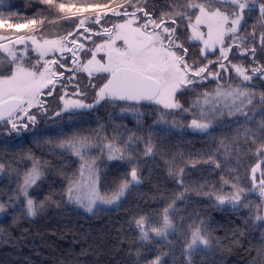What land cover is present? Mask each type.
<instances>
[{
    "label": "trees",
    "instance_id": "16d2710c",
    "mask_svg": "<svg viewBox=\"0 0 264 264\" xmlns=\"http://www.w3.org/2000/svg\"><path fill=\"white\" fill-rule=\"evenodd\" d=\"M55 3L83 8L105 3L116 6L124 0H115V3L113 0H55ZM144 3L145 0H139V6ZM181 3L179 0L174 4L176 11L184 10ZM146 7L153 17L171 13L172 9L171 0H147ZM125 9L133 11L125 4L119 13ZM60 14L56 7L41 0H0V19L7 23L27 26L31 19L43 20L37 25L50 23L37 31L42 37L72 39L83 32L85 38L89 34L93 38L92 41L83 39L87 47L82 50L80 60L71 53L54 58L56 64H52L51 72L63 75L57 78L51 95L47 92L53 85L40 97L47 112L42 113L37 107L31 110L36 114L35 124L12 130L10 125L0 122V164L4 165L0 204L8 209L7 216L0 219V264H151L156 257H160V264H264V221L255 218L258 214L264 215V200L253 188L251 174V168L257 163H261V171L256 179L264 171V153L257 154V148L264 142L261 127L264 105L259 104L264 81L243 84L232 77V86L240 82L255 94V107L249 105L244 109L249 114L248 120L239 114L219 116L208 132L189 127L196 108L181 112L164 109L153 102L129 108L125 102L105 100L91 111L78 110L75 115L63 112L57 117L55 112L61 110V97L67 89L78 87L86 91L84 97L88 102L95 100L109 76L93 78V81L79 67L90 56L91 46L104 39V30L112 31L113 25L127 18L107 12L92 14L84 27H79L75 18L51 23ZM98 14L97 24L94 20ZM16 30L0 27V34H15ZM176 35L188 50L185 59L189 64H208L210 70L216 66L208 63L214 57L202 56L199 45L191 41L185 20L177 18ZM28 54L29 60L24 64L30 67L38 57L31 49ZM12 69L11 60L0 52V77L8 76ZM216 82L210 78L205 85L194 84L180 91L176 99L184 108H190L202 92L211 93ZM245 128L255 135V141L245 136ZM74 135L92 138V148H99L97 157L103 153L102 143L113 137H117L115 143L122 149V141L128 137L135 141L131 145L135 149L131 157L125 151L123 159L110 161L100 174L101 192L109 197L122 181L131 180L130 172L136 169L139 182L130 184L118 207L98 209L88 215L68 203L67 189L72 179L79 178L81 159L59 144ZM146 140L153 147L151 155L144 154ZM34 161L40 163L42 175L39 188L31 194L36 202V213L31 216L20 189ZM233 184L244 189L240 205L236 208L218 205L215 194H230L234 191ZM245 203L247 207L243 206ZM165 208L169 209L174 231L170 230L164 239L153 236V232H149L148 240L141 239L135 221L145 217L146 226H159ZM200 221L205 222L209 244L197 248L189 257L186 251L189 225Z\"/></svg>",
    "mask_w": 264,
    "mask_h": 264
},
{
    "label": "snow or ice",
    "instance_id": "6c2138e0",
    "mask_svg": "<svg viewBox=\"0 0 264 264\" xmlns=\"http://www.w3.org/2000/svg\"><path fill=\"white\" fill-rule=\"evenodd\" d=\"M41 2L56 7L59 12L72 11V8H75L74 14L88 12L89 10H100L104 14L111 11L113 15L127 17L123 23L113 25L117 29L115 33H112L109 29L104 30L110 37L108 41V63L102 65L99 61H95L93 56V59L89 60L87 65L82 66L90 77L94 71L109 73L110 78H107V82L96 93L95 104H99L103 100L113 103L120 101L127 103L128 107L131 108L136 104L147 101L162 105L164 109H179L181 112H189L191 108H196L198 109V118L192 119L189 127L201 132H208L209 128L213 126L212 122L219 116L239 114L245 120L249 119V114L244 109L248 105H253V100L256 99V96L247 87L233 88L231 84L225 86L217 83L216 88L211 93L202 92L190 108H184L175 97L176 93L181 89L190 88V86L202 83L209 78H212L213 81H219L221 79L219 70L227 71L229 65L237 76L242 78V82L251 81L253 75L256 74L264 76V65L249 69L242 65L231 64L230 61L229 65L224 63V61L228 60L229 53L232 52L233 47L237 48L241 55L251 53L252 59L255 60L256 45L254 41L256 33L250 34L252 37V40L248 41L250 46H245V37L237 33L241 21L245 18L246 10L250 13L254 7L258 8L260 16L264 20V2L257 4L256 0H182L180 6L183 7L184 11L177 10L157 17H153L148 11L146 7L147 0L142 6H139V0H135V2L134 0H124V3L116 4L115 8L107 3L88 5L83 8L73 5L72 8H67L64 3L57 4L55 0H41ZM173 2L179 3V0H173ZM113 3H115V0H113ZM125 4L133 8V11L128 12L126 9L123 13L116 11V8H124ZM137 13H141L142 16H138ZM177 18L189 22L193 29L194 39L202 38L203 36V33L198 31L197 26L201 24L207 25L209 37L215 36V40L212 41L213 49H215L217 43L220 44V53L216 61L218 64L217 71H211L208 64L197 65L195 62L192 64L188 63L185 59L188 50L184 48L183 44L179 43V37L176 35ZM193 18L195 24L191 23ZM94 22L97 24L100 22L99 14L96 15ZM38 23L42 24L43 20L31 19L27 21V26L32 27ZM78 23L79 27H84L85 20L80 19ZM25 26V24L21 23L10 24L0 19V27L20 29ZM85 31H88V29H85ZM227 33H231L232 36L230 43L225 44L224 37ZM69 35L72 34L69 33ZM67 39L68 37L56 40L43 39L41 42L37 40L35 35H18L14 40L11 36L0 37V40L7 41L13 45L17 43L26 45L25 52L27 51V41H31V44L41 51V55L49 51H60L63 53L67 50L71 52L72 49L68 48L65 43ZM115 40L124 42L125 47L123 50L112 47ZM259 41L261 47L264 48V33L260 34ZM70 42L73 45L77 43L75 39ZM205 45L208 46V41H205ZM83 47L82 44L79 45V48L82 49ZM173 49L181 50L182 54H178ZM0 52L7 54V57L11 58V63L14 65V71L11 72V75L0 78V122L10 125L12 130L26 129L29 127V123L35 124L36 122V114L30 112L33 107H37L42 113L47 112L44 102L39 100V96L42 95V89L53 85L48 91V95H51L55 90L54 85L57 78L62 76L63 73L50 72L47 64L42 65L44 71L39 73L24 68L20 63L21 58L17 57L13 48H10L6 43H0ZM72 55L75 57L76 53L72 52ZM73 62H75V59ZM47 63L56 64V61L51 60ZM94 63L96 65L95 68L90 67ZM208 63L211 64L213 61ZM249 72L252 75H249ZM45 73H48V75L46 76ZM73 95H82L78 87ZM61 99L63 100V107L60 111L55 112L57 117L61 116L63 112L75 115V110L94 107V104L84 103L83 99H64L63 97ZM259 104L264 105V94L259 96ZM205 106L208 107L205 108ZM225 109L227 110L226 112L224 111ZM261 113L264 114V107L261 108ZM261 127L264 128V121H261ZM237 132L239 133V129H237ZM244 134L246 137L251 136L253 141L256 140L255 135L247 128L244 129ZM105 139L107 140V138ZM138 139L136 138V140ZM116 140L117 137H113L101 145L103 149L107 150L108 159H123L125 151L131 157V153L135 151L131 147L135 143L133 138L128 137L122 141L123 149L119 144L115 143ZM222 146L227 151V146L223 145V142ZM59 147L71 150L81 160H84V156L87 154L85 150L92 148L93 143L90 137L74 135L68 140L62 141ZM143 151L145 155L152 154L153 147L150 141H145ZM261 153H264V142L260 143L257 148V154ZM193 166H195V163H193ZM219 166L217 163L216 167ZM3 167L4 165L0 164V170ZM259 169H261V163H257L251 168L253 188L256 189L258 187L261 195H264V171L261 172L258 184L256 181V173ZM85 171L88 173L87 191H85L84 184ZM41 175V165L38 161H34L32 168L24 176L20 189L22 195L27 197V190L36 184ZM130 177V181H122L118 190L110 197L105 198L100 196L97 191L99 180L97 169L93 164H87L86 168L82 165L80 179L74 178L70 181L66 194L69 200L84 204L90 211L97 200L103 203H114L124 194L130 184L139 182L135 168H132ZM224 183L227 184L228 181H224ZM232 187L234 191L230 194H215V200L218 205L228 203L233 208L240 205L241 194L244 189L239 188L236 184H233ZM27 204L29 212L35 214L33 201L28 199ZM243 206L247 207L248 205L245 203ZM171 207L172 204L169 205V208ZM3 209L4 205L0 204V211H3ZM168 211V208L164 209L162 223L159 226H146L145 217H140V219L135 221L137 228L140 230L141 239L148 240L149 232L155 233L157 237L166 238L170 230L174 231V225L169 218ZM255 218L264 221V215L258 214ZM204 224V221H200L198 224L189 225L191 230L186 242V251L189 257L199 246H207L209 244ZM151 264H160V257H156L155 260L151 261Z\"/></svg>",
    "mask_w": 264,
    "mask_h": 264
},
{
    "label": "rangeland",
    "instance_id": "374dc122",
    "mask_svg": "<svg viewBox=\"0 0 264 264\" xmlns=\"http://www.w3.org/2000/svg\"><path fill=\"white\" fill-rule=\"evenodd\" d=\"M260 2H264V1H261V0H256V3H260ZM227 6V5H225ZM114 8L116 6H113ZM116 11L119 12V8H116ZM108 12H111V11H108ZM75 13V9H72V11H65V12H61L60 16L58 18H55L51 21L52 22H55L57 20H65V19H70V18H75L76 21L79 22L80 19H84L85 20V23L86 21H88L90 18H91V15L92 14H96V13H102L100 10H96V11H92V10H89L88 12H81V13H78V14H74ZM127 19V18H126ZM92 20V19H91ZM188 24V27H189V34H190V38H191V41L194 42V43H197L200 47V50H201V54L202 56H207V55H210V56H213L214 59H213V63H216V61L218 60V57H219V53H220V44L217 43L216 46H215V49H213L212 47V41L215 40V36L213 35L212 37H209L208 35V27L206 24H201L198 27V31L200 33H203V36L202 38H198V39H194L193 38V29H192V26L189 24V22L187 20H185ZM124 20L116 23V24H121L123 23ZM143 22V21H141ZM50 23V22H49ZM49 23H46V24H49ZM192 24H195V20L193 18ZM46 24L44 25H41V26H32V27H29V26H25L23 28H20V29H17L15 34H12L14 36L13 40L15 39L16 36L20 35V36H28V35H35L37 40L39 41H43V39H47V40H56V39H59V38H52V39H49V38H45V37H42L37 31L40 30L43 26H45ZM115 24V25H116ZM135 26V25H134ZM243 26V20L241 21V24H240V28L239 30L242 28ZM117 31V29H113L111 32L112 33H115ZM91 33V32H89ZM1 34H8V33H1ZM82 34V35H81ZM90 36L88 38H85V33H80L78 34L77 36L73 37L72 39H67V41H65V43L67 44V47L68 48H71L72 51H67L65 50L63 53H61L60 51H49L47 52L46 54L44 55H41V51L40 50H37L36 49V46L32 45L31 44V41H27V51L25 52V47L26 45H23V44H10L8 42H5L6 44H8V46L10 48H13V50L16 52V55L17 57H20L21 60H20V63L22 64V66L26 69H29L31 71H37V73L39 72H42L44 71L42 65H45L47 64V66H49L50 68V72H51V66L52 64L50 63H47L48 61H51V60H54V58H56L57 56H61V57H64L67 53H71L72 52H75L76 53V56H78V60H80V58L83 56V51L87 46L86 44L84 43L83 39H86L87 41H92L93 38H92V34H89ZM232 36L231 33H227L224 37V42L227 41V38ZM75 39L77 41V43L75 45H73L70 41ZM110 37L108 34H105L104 35V39L97 42V43H94L91 48L89 49V52H90V56L87 58V60L85 62H83V64H81V66L79 67V70L86 73L88 75V72L84 71L82 66L84 65H87V62L89 60H92L93 59V56L95 57V61H99L100 64L102 65H106L108 63V41H109ZM231 40V39H230ZM205 41H208V46L205 45ZM83 45L84 47L81 49L79 48V45ZM103 46V47H101ZM112 47L114 48H118V49H121L123 50L125 45H124V42L122 40H115V43L114 45H112ZM31 49L34 53L35 56L38 57V61L34 63V65H31L30 67H27L25 66V62L29 60V54H28V50ZM5 54V53H4ZM179 54V53H178ZM7 56V54H5ZM10 60L11 58L8 57ZM226 65H229V63H227ZM35 66V67H33ZM96 65L95 63L93 65H91L90 67L94 68ZM230 69L231 71L233 72L231 75H229V77H226L224 79H220L219 81L216 82V85L217 83H220L222 85H225L227 86L228 84H230V80L232 77H236L237 79H239L241 81V83L243 84H257V81L258 80H251V81H245V82H242V78L238 77L237 74L235 73V71L231 68L230 66ZM218 70V64L216 63V66L214 68L211 69V71H217ZM12 71H14V65H13V69ZM11 71V72H12ZM220 71V70H219ZM221 72V71H220ZM249 75H252V73H248ZM11 75V73L9 74ZM8 75V76H9ZM45 75L47 76L48 73H45ZM109 76V73L107 72H99L98 74H95L93 73V75L90 77V78H101L103 76ZM221 76H222V73H221ZM255 75H253L254 77ZM7 77V76H5ZM0 78H4V77H0ZM258 79H260V77L258 76L257 77ZM210 79V78H209ZM207 79V80H209ZM94 81V79H93ZM241 83L239 82V85H236V86H232L233 88L235 87H240V88H243L241 86ZM183 89H181L180 91H182ZM48 91V88H44L42 89V95L46 94V92ZM77 89L75 90H71V89H67L65 91V93L62 95V97L64 99H83L84 102H86V98L84 97V95H87L86 91L82 90V89H79L80 93H82V95L80 96H75L73 95L74 92H76ZM178 91L176 93V96L177 94L180 92ZM98 92V91H97ZM48 93V92H47ZM40 95L39 96V100H40V97L42 96ZM176 99V97H175ZM177 100V99H176ZM41 101V100H40ZM61 105L63 107V100L61 99ZM155 104V103H154ZM159 105V104H157ZM160 107H163L162 105H159ZM249 106V105H248ZM208 106H205V108H207ZM35 108V107H33ZM32 108V109H33ZM31 109V110H32ZM62 109V108H61ZM30 110V112H31ZM169 110H179V109H169ZM196 114H195V117L194 118H198V109H196ZM225 112L227 111L226 109L224 110ZM191 128V127H190ZM192 129V128H191ZM193 130V129H192ZM194 131H198V132H201L199 130H194ZM99 152V148L98 147H94L92 149H90L89 151H87L86 155L84 156V160H81V168H82V165L85 166V168L87 167V164H93V166L97 169V172H98V176H99V180H98V183H97V191L99 192L100 196L102 197H105L107 198L106 196H104L101 192V187H100V174H101V171L108 165V163L112 160H115V159H108V154H107V150L104 149L103 150V153L97 157V154ZM81 159V158H80ZM118 159V158H116ZM87 162V164H86ZM94 162V163H93ZM81 171V169H80ZM87 177H88V173L87 171H85V175H84V184H85V191H87ZM4 178V170H0V181H2ZM80 179V175H79V178ZM257 181V184H258V181L259 179H256ZM40 182V179L36 182L35 185L31 186L27 191H28V195L27 197H25L24 195H22L21 193V198L22 200L24 201L25 205H26V208L29 212V209H28V204H27V200L28 199H31L33 201V204H34V208H35V213H36V202L32 199V192L37 190L40 186L39 184ZM130 187V186H129ZM129 187L128 189L124 192L123 195L120 196V198L118 200H116L114 203H103L101 202L100 200H97L96 203L92 206L91 210L89 211L88 208L84 205V204H81V203H78L76 202L75 200H69L68 199V196H67V201L68 203L75 209H77L78 211H81V212H84L88 215H92L94 214L98 209H114L116 207H118L120 205V203L122 202V200L124 199L127 191L129 190ZM256 193L258 195H260L261 197H263V200H264V195H261L258 187L255 189ZM110 197V196H109ZM223 205H230L228 203H225ZM30 213V212H29ZM8 214V209L6 207H4L3 211H0V219H3L7 216ZM31 216H34L35 214H31ZM170 232V231H169ZM150 235V234H149ZM153 236L157 237L155 235V233L153 234ZM159 239H164V237H157ZM207 246H199L198 248H205Z\"/></svg>",
    "mask_w": 264,
    "mask_h": 264
},
{
    "label": "flooded vegetation",
    "instance_id": "af4514ba",
    "mask_svg": "<svg viewBox=\"0 0 264 264\" xmlns=\"http://www.w3.org/2000/svg\"><path fill=\"white\" fill-rule=\"evenodd\" d=\"M261 1H264V0H261ZM174 4L175 3L173 2V0H171V6H172L171 13L176 11L174 8ZM138 16H142V14L140 13ZM253 32L256 33V37L254 41L256 45L255 60L252 59L251 53H249L248 55H241L240 51L237 48L233 47L232 52L229 53L228 60L224 61L225 64L229 63L230 61L231 64L242 65L243 67L249 68V69H251L252 67H258V66L264 65V48L261 47L260 41H259L260 34L264 33V20H262L260 13L258 11V8H255V7L253 8V11H251L250 13L247 12L246 10L245 18L243 20V26L238 31L237 34L245 37V46H250L248 44V41L252 40V37L250 34ZM230 39H231V36L228 37L227 41H225L224 43L225 44L230 43ZM173 50L177 51V53L180 54L181 50L179 49H173ZM220 71H221L220 76L222 73V76H221L222 79L229 77V75L233 73L230 69V65L227 71H224V70H220ZM258 76L260 77L261 80L264 81V76H260L259 74H256L253 77V80H258L257 78ZM208 81L209 80H205L202 83H198V84L205 85Z\"/></svg>",
    "mask_w": 264,
    "mask_h": 264
},
{
    "label": "water",
    "instance_id": "95a60500",
    "mask_svg": "<svg viewBox=\"0 0 264 264\" xmlns=\"http://www.w3.org/2000/svg\"><path fill=\"white\" fill-rule=\"evenodd\" d=\"M3 36H11L12 38H14V36H13L12 34H0V37H3ZM5 42H7V41L0 40V43H5ZM94 72H95V71H94ZM103 101H104V100H103ZM103 101H100L99 104H95V102H94V103H91V104H94V107H92V108H86V109H80V110H84V111H90V110H93V109L99 107V106L103 103ZM145 102H147V101H145ZM129 103H131V102H129ZM260 171H261V169H259V170L257 171V173H259ZM257 173H256V174H257Z\"/></svg>",
    "mask_w": 264,
    "mask_h": 264
}]
</instances>
